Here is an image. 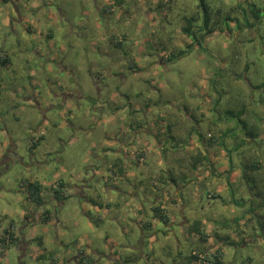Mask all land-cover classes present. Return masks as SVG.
<instances>
[{
    "label": "rangeland",
    "instance_id": "1",
    "mask_svg": "<svg viewBox=\"0 0 264 264\" xmlns=\"http://www.w3.org/2000/svg\"><path fill=\"white\" fill-rule=\"evenodd\" d=\"M200 1L0 0V54L11 59L0 64V150L15 140L17 152L0 164V226L19 232L23 212L39 209L24 189L37 180L52 214L24 230L61 261L78 264L82 243L93 264H199L192 251L217 247L220 264H264V13L252 30L230 22L188 47L182 26L203 23ZM205 1L241 17L229 10L241 0ZM254 163L252 187L243 169ZM61 181L66 197L54 198ZM160 195L170 224L147 228ZM38 250L36 239L9 243L0 264H52Z\"/></svg>",
    "mask_w": 264,
    "mask_h": 264
},
{
    "label": "trees",
    "instance_id": "2",
    "mask_svg": "<svg viewBox=\"0 0 264 264\" xmlns=\"http://www.w3.org/2000/svg\"><path fill=\"white\" fill-rule=\"evenodd\" d=\"M114 1V4L119 6V3L121 0H109ZM112 4L108 5L107 8H104V10H110L112 8ZM161 6V4H160ZM199 6H202V11H203V23L199 26H194L192 23L193 17L187 18V20L185 21V24L182 26L184 33H186L188 35V37L192 40L190 43H188V47H190L193 44L196 45H200L201 43L199 42V38L201 35L204 36V34H211L213 33V31H216L218 28V30L221 31H225L224 27L229 28V24L230 22H236V27L237 29L240 30V32L244 31V30H252L251 27H255V25L259 24L261 22L262 19V15L264 13V9L260 8L257 6V4H255L253 1L250 0H241V2L239 3H233V6L230 7V11H233V13H238L240 14L241 17H231L230 13L227 14L226 11H222V9H219L217 11H214V13L211 12L209 5L206 4L205 0H201L199 3ZM103 10V8H102ZM221 11V12H220ZM215 14V16H214ZM252 15L253 19H250L249 17ZM196 42V43H195ZM184 51H181V53H183ZM175 57V55H173V58ZM10 57L8 55H2L0 54V64L3 65H7L10 62ZM130 67L134 68L135 62L132 60H128ZM170 61V60H168ZM215 83V79L212 81ZM258 87H262L261 85H259ZM217 102L219 101V99H216ZM217 103L215 104L216 107ZM213 110V109H212ZM214 111V110H213ZM230 114H233L234 116H238L237 118L239 119V121L242 123L243 125V129L246 130L249 128V125L247 123H244V120L241 118L243 117V112L241 113H233L230 112ZM219 120L220 117H219ZM237 121V122H239ZM248 134L250 133V135L252 137H254L256 134L254 132H247ZM227 134V133H226ZM259 135V134H257ZM224 133L221 135V138H223ZM40 139V137L34 141L33 140V145H35V143ZM216 138L211 139V141H215ZM224 141V138L223 140ZM145 151H138V153L136 154L137 158L141 161L143 160V157L145 155ZM205 158V156H204ZM195 161H193L192 166L194 168L197 167V163H199L200 158H197V155L194 159ZM115 165V164H114ZM260 164H248L247 166H245V169H243V174H247L248 173V178L251 179L253 178V176H251L250 171H255L256 169H259ZM115 167V166H114ZM113 172L116 173V171L114 170ZM257 185V182L255 181V177L252 179V183L251 186L255 187ZM64 187L63 185V181H61L60 183H56L55 186H53V193L55 198L60 199L62 196L63 198H65V194L63 193L62 188ZM28 194V199L33 202L36 205H42L45 201H44V197L42 195V191H43V185L40 181L37 180H29L25 183V188ZM260 193H263L260 191ZM251 210H254V207L252 206ZM152 211L155 213V217L159 218L160 220H162V222L164 223H168L170 221L169 216L167 214V210L163 209V207L161 205L159 206H153L152 207ZM50 215H51V211L49 209H46L40 217L41 222H47L50 220ZM28 217V216H26ZM237 218H235V221ZM144 226L147 228H152L153 224L152 221H145L144 222ZM195 231H197V233L199 234V238L202 241H206L207 240V236L202 230L201 228H195ZM18 232L14 221L10 222L9 226L7 228L4 229V235H2L0 237V257L4 255V253L6 252L5 250L8 248L9 243H15L18 241V237L16 236V233ZM227 243H229V239L227 241ZM230 244H233V242H231ZM82 249V248H81ZM80 249V250H81ZM82 251V250H81ZM203 251L200 252V254H204L202 255V257L200 256V254H198L196 251H192L190 253V255L187 257V262L189 263V261L192 260H199V264H220V263H224V256H225V252L221 247H217L214 249V252L212 251L211 254L212 257H210L205 251L202 253ZM82 254V252H80ZM42 253L39 254V256H37L38 258H42ZM89 256H81L80 258V263L81 264H93V261H89L88 259ZM56 262V259H52V263ZM206 262V263H205Z\"/></svg>",
    "mask_w": 264,
    "mask_h": 264
},
{
    "label": "crops",
    "instance_id": "3",
    "mask_svg": "<svg viewBox=\"0 0 264 264\" xmlns=\"http://www.w3.org/2000/svg\"><path fill=\"white\" fill-rule=\"evenodd\" d=\"M3 1H5L6 3H8V2H10L11 0H3ZM15 1H17V0H15ZM6 20H9V18L8 17H6ZM10 63V62H9ZM32 139H35V136H34V138H32ZM40 139H41V137H40ZM39 141V140H38ZM11 143L13 144V148H11V149H7V151H1L0 150V164H2V163H4V162H6V161H9V160H13L15 157H13V155L12 154H17V152H15V150H16V143H15V140H12L11 141ZM37 145L35 144L34 146H33V148L35 149V148H37L36 147ZM15 149V150H14ZM35 155V153H33V156ZM114 170H115V168H114ZM114 170H112L111 172H113ZM123 173V172H122ZM117 177V176H116ZM120 177H122L121 176V174H120ZM56 183H58V182H56ZM56 183H54L53 185L55 186L56 185ZM110 188H113V190L114 191H119L120 192V190H119V186L117 187V186H113V187H110ZM42 195H43V191H42ZM132 196H133V198L136 200V202L139 200L138 199V196H137V194H132ZM54 198H55V196H53ZM164 198H166V195H160V196H158V198H156V199H154V200H151V199H149V203H150V207H151V210H152V207L153 206H158L159 204L164 208L166 205L163 203L165 200H164ZM29 200V199H28ZM45 201V200H44ZM159 201V202H158ZM161 201V202H160ZM169 201H172V202H175V201H173V199H170ZM46 202V201H45ZM45 202L42 204V205H40V207H39V209L36 211L35 210V206L32 204L31 205V207H30V210H27V211H24L23 212V216H24V218H25V220L27 221V223L26 224H24L22 227H19V232H17L16 233V236L18 237V238H20L17 242L19 243V246H23V247H26L27 248V245L28 244H30V242L33 240V239H36L37 240V242H38V246H39V250H38V256H39V254H43L42 255V258H48L50 261H51V263H52V259H56V262L54 263H52V264H70V262H67L66 261V259L65 260H63V261H61V255L60 254H58V253H56L54 250H52V249H48L47 248V245H46V238L45 237H43V236H39L40 238H38V236H36L34 233H25V230H24V228L26 227V226H28V223H30L31 221H35V220H40L39 219V216H40V212H44L46 209H49V206H47V205H44L45 204ZM155 202V203H154ZM33 203V202H32ZM34 206V207H33ZM50 210V209H49ZM144 210H146V209H144ZM51 211V210H50ZM138 212H142V210H139ZM167 213H168V211H167ZM51 214H52V212H51ZM26 216H28V217H26ZM41 217V216H40ZM156 219H153V221H152V224L153 223H155L156 224V222H162V220H160L159 218H157V217H155ZM41 221V220H40ZM15 224V223H14ZM167 224H170V221L167 223ZM9 226V225H8ZM7 226V227H8ZM15 226H16V224H15ZM7 227H3V226H0V235H2L3 234V232H4V229L5 228H7ZM17 228V227H16ZM17 230H18V228H17ZM21 231V232H20ZM82 248V249H81ZM82 251H81V250ZM80 252H82V254L80 253ZM89 256V254H88V249L87 248H85L84 246H83V244L82 243H79L78 244V246H77V253L73 256V259H75L77 262H78V264H81L80 263V258H81V256ZM150 263V262H149Z\"/></svg>",
    "mask_w": 264,
    "mask_h": 264
},
{
    "label": "flooded vegetation",
    "instance_id": "4",
    "mask_svg": "<svg viewBox=\"0 0 264 264\" xmlns=\"http://www.w3.org/2000/svg\"><path fill=\"white\" fill-rule=\"evenodd\" d=\"M215 79H216V78H215ZM212 103H214V104H212ZM212 103H211V104H212V109H213L214 111H216V109H217V108H216L217 105H216V107H215V104L218 103L217 100H216V98L214 99V101H212ZM232 118H233V117H232ZM221 120H222V119H221ZM235 120H236V121H239L238 118H236ZM239 122H240V121H239ZM232 129H233V128H232ZM232 134H233V133H232ZM262 134H263V133H262ZM262 134H261V135H262ZM262 140L264 141V135H262ZM157 142H158V141H157ZM225 153H226V151H225ZM228 154H229V153H228ZM228 156H229V158H230L229 161L232 162V159H231V157H230V154H229ZM225 170H226V168H225ZM227 171H228V170H227ZM227 171H225V172H227ZM230 175H232V174H230ZM262 192H264V191H262Z\"/></svg>",
    "mask_w": 264,
    "mask_h": 264
},
{
    "label": "water",
    "instance_id": "5",
    "mask_svg": "<svg viewBox=\"0 0 264 264\" xmlns=\"http://www.w3.org/2000/svg\"><path fill=\"white\" fill-rule=\"evenodd\" d=\"M240 127L242 128L243 127V125H242V123L240 122Z\"/></svg>",
    "mask_w": 264,
    "mask_h": 264
},
{
    "label": "built area",
    "instance_id": "6",
    "mask_svg": "<svg viewBox=\"0 0 264 264\" xmlns=\"http://www.w3.org/2000/svg\"><path fill=\"white\" fill-rule=\"evenodd\" d=\"M2 235H4V232H3V234H2ZM2 235H0V237H1Z\"/></svg>",
    "mask_w": 264,
    "mask_h": 264
},
{
    "label": "clouds",
    "instance_id": "7",
    "mask_svg": "<svg viewBox=\"0 0 264 264\" xmlns=\"http://www.w3.org/2000/svg\"><path fill=\"white\" fill-rule=\"evenodd\" d=\"M38 256V255H37ZM38 258V257H37Z\"/></svg>",
    "mask_w": 264,
    "mask_h": 264
},
{
    "label": "bare ground",
    "instance_id": "8",
    "mask_svg": "<svg viewBox=\"0 0 264 264\" xmlns=\"http://www.w3.org/2000/svg\"><path fill=\"white\" fill-rule=\"evenodd\" d=\"M228 133V132H227Z\"/></svg>",
    "mask_w": 264,
    "mask_h": 264
}]
</instances>
